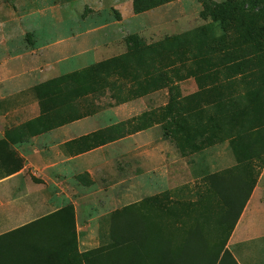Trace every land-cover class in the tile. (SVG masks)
Masks as SVG:
<instances>
[{"label":"rangeland","instance_id":"rangeland-1","mask_svg":"<svg viewBox=\"0 0 264 264\" xmlns=\"http://www.w3.org/2000/svg\"><path fill=\"white\" fill-rule=\"evenodd\" d=\"M172 1L145 8L134 7L132 0H0V74L6 73L0 86L27 83L24 67L29 64L36 77V99V93L50 97L68 89L70 72L124 53L127 35L155 46L209 22L201 15L198 0ZM212 31L219 32L216 24ZM158 49L168 53L161 46ZM169 58L157 67L154 86L146 88L145 83L142 95L135 92L127 61L129 67L101 74L89 85L93 91L82 98L65 94L69 103L40 121L45 126L96 110L72 120L99 126L94 135L101 144L117 139L97 152L110 158L108 176H93L90 186L87 174L80 178L83 188L92 191L91 201L108 202L114 209L155 194L171 203L192 201L206 188L208 174L235 166V153L240 156L235 172L251 175L254 183L264 168V127L234 137L240 125L230 118L231 106L213 101L219 96L226 102L228 96L241 92L240 81L236 77L230 83L220 77L195 80L185 75L189 65L184 55ZM180 104L182 111H189L187 130L177 127ZM96 146L85 144L86 149ZM211 205L218 212L220 202ZM166 230L177 235L170 225ZM207 230L212 237L213 222ZM100 242L93 239L82 246ZM253 244L249 242L248 248L253 249Z\"/></svg>","mask_w":264,"mask_h":264},{"label":"trees","instance_id":"trees-1","mask_svg":"<svg viewBox=\"0 0 264 264\" xmlns=\"http://www.w3.org/2000/svg\"><path fill=\"white\" fill-rule=\"evenodd\" d=\"M169 1L172 0H132V5L151 8ZM198 1L202 6L201 15L210 18L208 23L166 37L155 46L146 44L135 34L125 36L124 53L70 72L66 91L45 98L36 93L39 114L27 123L39 125L36 132L90 114L92 111L62 117L45 126L40 122L69 103L64 99L65 94L74 99L82 98L93 91L89 85L101 74L129 67L127 61L131 63L130 79L135 92L142 95L146 92L145 88L141 90L145 83L146 88L154 86L151 82H155V71L163 61L170 56L181 59L184 55L189 65L186 76L195 80L220 77L228 83L236 77L240 81L241 92L228 96L226 102L219 96L213 100L214 104L231 106L230 118L237 119L240 125L234 137L249 128L254 131L262 129L264 3L256 0ZM214 24L219 29L218 33L212 31ZM159 46L168 53L163 54ZM180 108L177 127L187 130L189 111H182V104ZM235 154L239 162V153ZM238 162L233 168L208 174L205 177L206 188L195 200L171 203L155 194L114 209L109 215L107 240L96 247L76 251L70 205L55 212L64 215L58 224L56 237L50 239L45 235L43 216L29 224L40 227L36 238L15 242L14 246L23 244V247L38 253L48 250L58 252L60 249L73 252L78 264L81 260L83 264H236L224 244L254 185L251 175L243 176L235 172L239 168ZM18 166L19 162L15 167ZM214 200L220 202L218 212L211 205ZM211 222L213 236L209 237L207 226ZM168 225L177 232L176 236L166 230ZM66 263L73 264L74 258L71 261L69 257Z\"/></svg>","mask_w":264,"mask_h":264},{"label":"crops","instance_id":"crops-1","mask_svg":"<svg viewBox=\"0 0 264 264\" xmlns=\"http://www.w3.org/2000/svg\"><path fill=\"white\" fill-rule=\"evenodd\" d=\"M29 66L24 67L27 83H11V88L0 86V264H67L69 257L71 261L74 258L73 264H78L73 252L60 249L38 253L23 244L15 247L14 243L34 240L40 227L29 224L43 216L45 235L50 239L56 237L64 215L55 212L66 205L72 209L77 252L107 240L109 215L114 208L108 202L91 201L92 191L83 188L80 178L87 174L90 186L93 176H108L112 170L110 158L97 152L117 139L101 144L94 135L99 126L80 120L35 132L39 125L27 123L39 114L33 89L36 77L30 74ZM2 77H6L4 71L0 83L6 82ZM87 143L97 146L86 149ZM262 171L224 244L236 264H264ZM93 239L101 242L90 248L82 246ZM252 241L254 248L249 249L248 243ZM80 263L83 264L82 260Z\"/></svg>","mask_w":264,"mask_h":264}]
</instances>
